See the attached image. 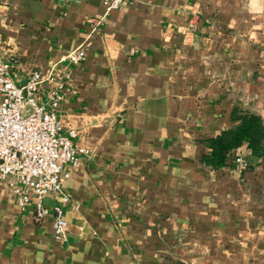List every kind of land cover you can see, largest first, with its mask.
I'll return each instance as SVG.
<instances>
[{
	"label": "crops",
	"instance_id": "crops-1",
	"mask_svg": "<svg viewBox=\"0 0 264 264\" xmlns=\"http://www.w3.org/2000/svg\"><path fill=\"white\" fill-rule=\"evenodd\" d=\"M0 55L17 84L67 71L57 117L89 149L43 200L64 241L0 177V264H264V156L203 161L237 98L264 122V0H0Z\"/></svg>",
	"mask_w": 264,
	"mask_h": 264
},
{
	"label": "built area",
	"instance_id": "built-area-1",
	"mask_svg": "<svg viewBox=\"0 0 264 264\" xmlns=\"http://www.w3.org/2000/svg\"><path fill=\"white\" fill-rule=\"evenodd\" d=\"M99 1L105 11H109L124 0ZM83 59L84 52L80 48L63 56V61L68 63ZM16 77L10 61L0 55V177L13 179L11 192L19 207L30 203L38 219L51 213L53 237L64 241L67 222L60 204L49 208L43 200L55 194L61 204L68 201L62 183L69 172L63 167L77 166L80 157L89 152V149L73 141L74 129L61 131L57 117L56 111L66 90L68 73L56 63L45 73L30 71L22 84L15 82ZM43 83H50L51 87L45 92L44 99L39 101L36 94ZM246 167L243 158L235 155L234 168L241 171Z\"/></svg>",
	"mask_w": 264,
	"mask_h": 264
},
{
	"label": "trees",
	"instance_id": "trees-1",
	"mask_svg": "<svg viewBox=\"0 0 264 264\" xmlns=\"http://www.w3.org/2000/svg\"><path fill=\"white\" fill-rule=\"evenodd\" d=\"M234 119L236 122L221 130L216 136L207 141L209 152L203 155V161L212 167H219L226 155L242 142L255 156H264V122L258 112L242 105L241 98H237Z\"/></svg>",
	"mask_w": 264,
	"mask_h": 264
}]
</instances>
